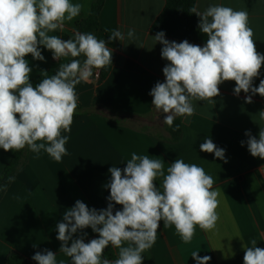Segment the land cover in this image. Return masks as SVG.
<instances>
[{"label": "crops", "instance_id": "crops-1", "mask_svg": "<svg viewBox=\"0 0 264 264\" xmlns=\"http://www.w3.org/2000/svg\"><path fill=\"white\" fill-rule=\"evenodd\" d=\"M94 1L72 0L84 5L80 15L66 22L63 32L50 34L68 40L74 31L81 32L80 23L89 17ZM210 5L246 11L256 49L264 54V0H196L200 11ZM165 6L166 0H105L96 37L112 49L110 72L104 79L92 76L76 85L81 110L71 131L61 133L69 140L67 155L60 162L46 152L36 154L25 148L14 180L0 201V264H7L6 258L13 252L36 263L32 256L45 249L57 254L58 261L71 264L70 258L59 252L57 224L77 200L90 209L107 208L109 168L123 169L133 152L162 159L165 169L177 158L195 163L212 176L213 188L220 193L214 230L197 226L192 241L185 244L174 226L164 227L161 221L155 244L143 253V264H197L191 257L194 251H199L200 257L210 256L208 264H244L245 247H251L252 240L264 249V159L250 154L245 135L250 132L259 139L264 128V119L259 116L264 111V97L243 91L236 95L235 82L226 81L219 85L220 94L212 102L193 101V115L176 117L181 121V134L173 141L164 124L167 114L157 112L149 95L157 82H165L162 70L169 63L161 57L163 45L155 43L151 32ZM114 29L124 34V40H108ZM130 29L134 30L131 39L127 36ZM40 50L44 61L34 60L30 54L26 57L32 68L31 83L71 59H53L52 52L42 45ZM262 79L264 66L253 87ZM246 96H252V103L245 102ZM206 137L225 150V159L200 150ZM15 152L0 149V177ZM161 182L162 178L158 179L156 186ZM116 210L122 206L114 205V213ZM98 235L89 227L73 234V239L83 237L87 243ZM114 250L118 258V250Z\"/></svg>", "mask_w": 264, "mask_h": 264}, {"label": "clouds", "instance_id": "clouds-1", "mask_svg": "<svg viewBox=\"0 0 264 264\" xmlns=\"http://www.w3.org/2000/svg\"><path fill=\"white\" fill-rule=\"evenodd\" d=\"M83 8L72 0H0V149L5 152L27 147L36 154L46 152L56 162L67 155L69 136L61 133L71 131L78 108L76 85L88 81L93 69L112 65V49L93 33L74 31L68 40L50 34L63 32L65 23L77 18ZM189 12L199 17L198 28L206 35L203 47L187 40L169 41L162 31L153 37L163 45L161 57L169 63L162 70L165 82H157L149 95L157 112L167 114L164 124L169 127L176 117L194 114L193 101L212 102L226 81L235 82L236 95L243 91L264 97V79L253 87L264 66V54L256 49L248 13L223 5H210L204 11L194 5ZM127 36L133 38L134 30ZM124 38L114 29L108 40ZM41 45L52 52L53 59H71L60 63L54 75L43 72L33 86L26 57L30 54L44 61ZM245 102L252 103V96H246ZM259 116L264 119V111ZM245 135L250 154L264 159V128L259 139L250 132ZM200 150L225 159V150L210 138H205ZM125 165L109 168L107 208L90 209L77 200L57 224L59 252L71 264H143V253L155 244L161 221L164 227L174 226L185 244L192 241L197 226L204 231L216 228L220 193L203 167L177 158L165 169L162 159L135 152ZM161 178L157 187L155 182ZM5 187L0 185V190ZM114 205H121L122 210L114 213ZM89 227L98 238L87 243L83 237L73 239V234ZM256 243L252 240V246L245 247L244 264H264V249ZM109 246L118 250L114 261L102 258ZM198 252L191 257L197 264H208L211 257H200ZM32 259L37 264H66L47 249Z\"/></svg>", "mask_w": 264, "mask_h": 264}, {"label": "trees", "instance_id": "trees-1", "mask_svg": "<svg viewBox=\"0 0 264 264\" xmlns=\"http://www.w3.org/2000/svg\"><path fill=\"white\" fill-rule=\"evenodd\" d=\"M104 2L105 0H95L93 2L89 17L80 23L81 32H91L96 36L99 30V16L104 6ZM194 5H196V0H166V6L160 16L154 22L151 32L156 35L158 32L162 31L165 33V37L167 38L187 40L188 42L204 45L206 43V35L201 33L198 28L199 17L189 12V9ZM79 59L83 61L84 57L81 56L79 57ZM128 68L140 72L142 71L139 67L134 65H129ZM57 69L58 67L47 71L48 75H54ZM99 70L101 71V76L104 79L109 74L110 67L108 66ZM42 78L43 74L38 76L32 82L33 86L37 85ZM79 110H81L80 107L77 108L74 118H77L79 116V113H77V111ZM176 125H179V127L177 128ZM167 129L171 133L173 141L178 140L181 134V121L179 119L175 120L172 127H169L167 125ZM25 148L14 153V156L5 167L0 177V185H6L3 190H0V201L10 184L8 177H13L15 172L17 171L24 156ZM103 258L113 261L117 258L115 250L112 246H109L105 249ZM6 263L37 264V262L31 263L25 257L15 252L10 253L7 256Z\"/></svg>", "mask_w": 264, "mask_h": 264}, {"label": "built area", "instance_id": "built-area-1", "mask_svg": "<svg viewBox=\"0 0 264 264\" xmlns=\"http://www.w3.org/2000/svg\"><path fill=\"white\" fill-rule=\"evenodd\" d=\"M93 78L94 79H101V71L99 69L95 70L94 74H93ZM262 174L264 175V167L262 168Z\"/></svg>", "mask_w": 264, "mask_h": 264}]
</instances>
